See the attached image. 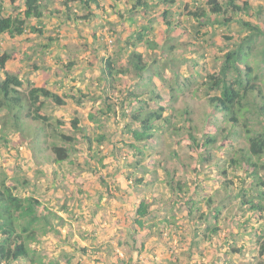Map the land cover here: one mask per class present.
Here are the masks:
<instances>
[{
	"label": "trees",
	"instance_id": "1",
	"mask_svg": "<svg viewBox=\"0 0 264 264\" xmlns=\"http://www.w3.org/2000/svg\"><path fill=\"white\" fill-rule=\"evenodd\" d=\"M154 1L150 4L148 0H128L130 7L126 6L124 12L106 11L105 17L95 11L102 9L100 0H64L61 3L64 23L74 21L75 27L78 28L79 24H85V21L94 22L99 19L100 23L92 28V36L95 40L93 43L99 45L98 49H93V53L97 54L101 49L105 51V55L98 54L101 67L96 78L97 85L91 80L86 82L87 79L82 72L78 75L81 85H74L70 91L59 93L47 86L38 87L28 75L20 77L18 73L7 68V64L11 61L24 62L28 58L27 52L23 51L20 57L16 48L10 52L0 53L2 75L0 142L8 145L11 140L9 135L17 134L20 146L26 144L31 149L34 159L38 158V154L49 152L48 163L57 165L67 162L72 155H75L77 152L75 147L83 142L91 153V159L97 154L94 151L95 142L99 145V152L101 146L107 144L114 146V143L111 140L113 137L108 133L97 134L95 140L88 132L85 118L103 127L106 124L103 122L104 118L107 120L112 116L116 118L119 113L123 122L120 134L124 137L121 144L135 150L138 157L130 166L144 169L145 160L152 155L148 147L153 148L160 144L161 134L177 139L178 142H185L187 147L198 151L203 161L214 159L210 149L217 143L219 134L201 133L199 129L204 124L219 132L222 127H217V123L226 124L221 130L222 146L231 151L228 152V159L223 160L228 161L234 171L242 170L246 174L240 179L242 182H246L247 178L251 179L254 183L251 189L256 190L255 197L248 196L244 189L238 195L233 194V189L230 191L231 181H228L221 193L216 194L217 202L209 197L206 200L207 211L201 212L204 201L200 193L201 183L195 181L194 184H189L182 180L175 182L171 172L165 168L167 185L169 191L176 196V201L172 207L164 206L165 208L162 209L170 212L172 220L164 216L163 219L152 222L161 215L162 210L152 207V202L155 200L153 199L151 202L146 200L140 202L134 221L140 230L155 228L158 230V237L162 238L164 230L178 222L174 210L175 207H179L180 212L186 211L185 219L189 226L188 231L184 230L180 233L182 244L187 240L188 235L190 236V243L182 253L189 263L196 254L199 259H203L201 245L214 238L219 240L221 247L223 244L229 246L228 254L235 255L241 253L242 249L236 247L237 245L229 244L233 238L236 240L235 235L229 230L230 233L222 236L224 229L220 224L222 219H225L222 217L223 210L230 206L234 199H239L236 209L248 210L252 213L247 221L240 223L239 226L243 228L250 224L251 216L258 217L259 226L250 224V229L243 233L249 234L252 239L257 238L260 254L264 255V223H262L264 181L260 177V172L264 171V164L260 161L264 157V91L261 85L263 81L260 82V76L255 73V67L249 62L252 54L257 50L258 64L264 67V29L240 19V14H248L251 10L247 1L241 5L239 0H227L224 4L219 0H207L208 9L197 7V11L188 13L197 21L193 27L197 34L199 28L209 20L210 14L219 17L216 22L218 25L229 26L238 23L243 34L248 33L246 36H240L235 48L224 54L220 70L208 75L206 82L201 85V91L207 101L205 107L199 110L200 107L186 94V89L192 87L197 73L189 71L188 65L196 64L191 63L187 51L181 48V43L189 41L191 37L180 39L181 26L180 24L175 26L173 23V17L179 12L181 1ZM71 2H77V8L83 7L88 13L78 18L77 12L69 6ZM119 2L124 4V0H113L115 5ZM45 4V0H9V7H13V10L7 12L4 0H0V38L6 35L16 38L29 32L43 34V30L32 24V21H38L44 26L42 19L45 8L48 7ZM115 5L112 8L118 9ZM50 12L52 14V11ZM115 13L123 20L131 18L130 26L135 24L137 30L130 31L127 37L122 38L116 31L117 24L109 20V17ZM227 14L228 16L225 17ZM179 15L184 16V13ZM140 19H146L147 23L138 25ZM199 20H204V23ZM103 23L105 28H108V36L114 38L111 53L105 35L97 32L98 29H105ZM161 23L166 31L159 35L156 34V30ZM168 35L179 39L177 43L175 41L169 44V52L159 46L163 37ZM52 40L49 39L42 46L43 48H33L34 54L31 56L37 58L40 54L39 57L44 60V51L52 44ZM86 44L83 46L84 50L89 47L88 41ZM25 62L33 68H39L32 59ZM85 62H87L85 59L81 62L71 61L61 66L58 73L63 74V71L65 74L72 73L76 66H83ZM88 63L91 66L93 64L90 60ZM62 82L60 81L61 87L65 84ZM83 85L86 86L82 87ZM117 93H120V96L113 98ZM165 95H168V98ZM98 99H103V107L99 111L85 116L74 108L72 109L74 117L68 123L60 118L55 119L45 112L47 108L57 110L74 104L81 107L87 102ZM182 99L184 101L180 104ZM65 127H68L69 133L64 131ZM125 136L128 140H125ZM238 139H244L245 145H237L235 142ZM100 162L103 163V159H100ZM219 162L216 161L215 164ZM222 174H226V171ZM30 182L28 179L22 181L19 178L9 179L0 170V264H63L58 259L48 261L44 252L38 248L42 237L52 232L57 233L55 221L58 223L64 221L60 215L51 210L40 211V203L35 197L18 194L19 186H29ZM234 217H237V214ZM234 217L231 214L229 219L225 220L230 221ZM202 224L204 228L200 227ZM169 240L170 242L174 240L173 234ZM180 259L181 257L176 258L177 261ZM66 264H72L69 257Z\"/></svg>",
	"mask_w": 264,
	"mask_h": 264
},
{
	"label": "rangeland",
	"instance_id": "2",
	"mask_svg": "<svg viewBox=\"0 0 264 264\" xmlns=\"http://www.w3.org/2000/svg\"><path fill=\"white\" fill-rule=\"evenodd\" d=\"M63 1L45 0V5L48 7L45 8L46 16L42 19L44 26L38 22L34 25L43 30L41 37L46 42L49 39L54 41L57 38L73 41L75 39L74 43L78 45L80 38L79 41L84 45L85 40L87 43L89 39L93 38L92 28H95L94 23L97 21H85V24H79L78 28L75 27L74 21L64 23V16L61 15V8L63 7L61 3ZM100 1L102 9H97V13L105 17L107 3L106 0ZM180 1L179 12L173 17V23L175 26L176 24L181 26L179 28L180 39L186 38V36L191 37L189 41L186 40L181 43V48H185L191 63L196 64L194 66L189 64V71L197 73L192 87L189 90L186 89V94L200 107L199 110H202L206 105L207 98L201 91V85L206 82L208 75L220 70L224 54L235 48L240 36H246L248 33L243 34L238 23H232L229 26L218 25L216 22L219 17L210 14L209 20L199 28L197 34L193 28L197 21L188 13L197 11V7L208 9L207 0ZM219 1L224 4L227 0ZM245 1L249 3L251 10L248 14H240V19L257 24L264 29V0H239V4L243 5ZM104 4L105 6H102ZM76 5L77 2L69 3L72 10L77 12L78 18L88 13V10L83 7L77 8ZM180 13H184V16H180ZM227 16L228 14L225 15V17ZM199 22L203 24L204 20H199ZM103 26L106 27L104 23ZM163 31H166L165 28H161L157 34L160 35ZM97 32L105 35L109 46L108 50L112 51L114 38L108 36V28L98 29ZM178 40L170 35L164 36L159 46L162 50L166 49L169 52V44L175 41L177 43ZM4 41L1 43L2 46L6 47L7 41L5 43ZM19 44L11 43L10 46L14 45L15 48L21 49ZM66 47L68 48L66 51L63 50L64 47L49 50V46L48 49H45L44 60L40 57L36 58L39 69H33L32 66L24 65L22 62L20 65L15 63L12 69L15 73L31 77L32 82L38 87L47 86L59 93L70 91L79 77L77 74L78 66L72 73L68 74H65V71L63 74L62 72L58 73V69L71 61L81 62V59H85L88 54L92 53L87 51L88 49L79 52L78 47L73 46V44ZM21 53L23 54V51ZM257 54L258 51L255 50L249 62L255 67V73L260 76V82L263 81L261 85L264 91V67L258 64ZM31 59L35 61V58ZM27 60L28 58L25 61ZM53 67L54 69H52ZM60 81L65 83L63 87H61ZM118 96L120 93H117L113 98ZM165 97L168 98V95ZM183 101V99L180 100V104ZM101 107H103V99L87 102L81 107L74 104L57 110L47 108L45 112L55 119L60 118L68 123L74 117L72 115L74 108L88 116L91 112L99 111ZM84 122L89 134L94 139L97 134L108 133L113 137L111 140L114 146L113 144L101 146V152H99V145L95 142L94 151L97 154L90 159L91 153L88 152L86 144L82 142L75 147L77 149L75 155H72L67 162L57 165L48 163L49 152L38 154V158L34 159L31 155V149L26 144L20 146L17 134L9 135L11 140L8 145L0 142V170L9 179L19 178L20 181L23 179L31 181L29 186H19L18 194L35 197L40 203V211L51 210L63 218L64 223L55 221L57 233L52 232L42 237L38 246L47 256L48 261L58 259L66 264L69 257L72 264H260L264 262V255L260 254L257 238L252 239L249 234L243 233L250 229V224L255 225V227L259 226L258 217L251 216V223L244 226V229L240 228L239 224L247 221L252 213L248 210L236 209L239 199H234L233 203L224 209L222 214L225 219H229L231 214L233 217L237 214V217L230 221L222 219L220 224L224 229L222 236L230 233L229 230H232L235 235L236 240L233 238L229 244L237 245L236 247L242 249L241 253L235 255L228 254L229 246L223 244L221 247L219 240L214 238L212 241H205L201 245L203 259H199L196 254L189 263L182 256V253L190 243V236L188 235L183 244L180 242L181 231H188L189 226L187 219H185L186 211L180 212L179 207H175L174 210L178 222H174L175 224L164 230L162 238L158 237V230L155 228L140 230L134 221L136 210L142 200L151 202L155 199L152 202V207L160 209L164 206L170 208L175 203L176 196L169 191L165 168L171 172L175 182L182 180L189 184H194L195 181L201 183L200 193L204 199L201 212L207 211L206 200L209 197L217 202L216 194L221 193L228 181H231L230 191L233 189V194L238 195L244 189L248 196L255 197L254 191L256 190L251 189V185L254 184L251 179L247 178L246 182H242L240 179L246 174L242 170L234 171L229 166V162L223 160L228 159V152L231 151L222 146L223 135L221 130L226 127V124L217 123V127H222L219 132L204 124L199 129L201 133L219 134L217 143L210 149L214 159L203 161L198 151L187 147L185 142H178L177 139L168 138V135L161 134L160 144L153 148L148 147V151L152 155L145 160L146 168L143 169L130 166L138 157H136L135 150L121 144L124 137L120 134L123 122L119 113L116 118L113 116L109 120L104 118L103 122L106 124L103 127H99L98 124L88 121L86 118ZM64 131L70 132L68 127H65ZM125 140H128L126 136ZM235 143L243 146L245 140L238 139ZM226 145L228 144L226 143ZM103 156L105 158H102ZM100 159H103V163L100 162ZM35 160L40 164L36 163ZM216 161L220 162L215 164ZM260 161L264 164V157ZM162 164L164 165L162 166ZM224 171L226 174H222ZM260 177L264 181V171L260 172ZM138 180L142 181L138 182ZM163 210H161V215L152 221L153 223L163 219L164 216L171 219L170 212ZM148 222L150 221L148 220ZM262 223H264V219ZM200 227L204 228V225L202 224ZM172 234L174 240L170 242L169 237ZM177 257H181L180 261L176 260Z\"/></svg>",
	"mask_w": 264,
	"mask_h": 264
},
{
	"label": "crops",
	"instance_id": "3",
	"mask_svg": "<svg viewBox=\"0 0 264 264\" xmlns=\"http://www.w3.org/2000/svg\"><path fill=\"white\" fill-rule=\"evenodd\" d=\"M80 1V0H79ZM149 1V3L150 4H153V0H148ZM154 2H157V0H155ZM4 3H5V6H6V11L7 12H11L13 9V7H9V0H4ZM106 3H107V5H106V10L108 11V12H112V11H116V10H118V11H121V12H124V10H125V8H126V6L127 7H130V5H129V3H128V0H124V4L123 3H121V2H119V3H117V5H115L114 3H113V0H106ZM118 6V9H116V8H112V6ZM93 6V5H92ZM102 6H105V4L104 5H102ZM93 8H94V6H93ZM162 9V7L160 8V10ZM11 10V11H10ZM96 11V13H97V10H95ZM158 13V12H157ZM46 14V13H45ZM44 16H46V15H44ZM138 16V15H137ZM107 18V17H106ZM109 20H111V21H114V22H116V24H117V26L116 27H118V29H116V31H117V33L118 34H120V36L122 37V38H125V37H127L129 34H130V31H132V32H135L136 30H137V26H135V24H133V26L131 27L130 25V20H131V18L130 19H121L120 17H119V15L117 14V13H115V14H112L110 17H109ZM38 21H32V24H36ZM100 22H99V20H97V22L96 23H94V26H96L97 24H99ZM147 22H146V19H140L139 20V24L138 25H145ZM163 26V24L161 23V28H163L162 27ZM126 27V28H125ZM160 28V27H159ZM157 29L156 30V34L159 32V30L160 29ZM118 31H120V32H118ZM48 35H50V34H48ZM76 35H77V37H78V34H77V32H76ZM41 36H43V34H40V33H38V34H33V33H31V32H29V33H27V34H25V35H23V36H20V37H16V38H11V37H9L8 35H6V36H2L1 38H0V53H3V52H10V51H13L14 50V48L16 47V46H14V45H12V47L10 46V44L11 43H14V44H19L20 45V47H21V49H17L16 48V51H17V55H18V57H20V56H22V51H24V52H27L28 53V60L32 57V58H35V57H33V56H31L32 54H34L33 53V48H38V49H40L42 46H44L45 45V43H47L44 39H42V37ZM4 40H6L7 41V46L5 47V46H2V41H4ZM22 40H24L23 42H22ZM79 40H80V38H79ZM78 40V42H80V44L78 43V45H77V43H74L75 42V39H74V41L73 40H63V39H55L54 41H52V44L50 45V48H49V50H55V49H57V48H63L64 47V51H66L68 48L66 47L65 48V46H67V45H69L70 46V44H73V46H77L78 47V49H79V52H83V51H85L84 49H83V46L86 44L85 42H86V40L84 41V45H82V42L81 41H79ZM6 41H4V43L6 42ZM93 42H95V40L92 38V39H89L88 40V44H89V47L87 48L88 50L87 51H90L92 54H88L87 55V57L85 58V60H87V62H85L84 63V65L83 66H78V70H77V74L79 75L80 73H82V72H84V75H85V77H86V82H89L90 80H91V82H94L96 85H97V76L99 75V70H100V67H101V62H99V59H100V57L98 56V54H100L101 56L102 55H105V51H102L101 49H99V53H93V49H98L99 48V45H97V44H94ZM87 45V44H86ZM85 45V46H86ZM10 48V49H9ZM43 48V47H42ZM29 49H31V51H29L28 52V50ZM23 52V53H24ZM110 53H111V51H109ZM39 54V53H38ZM40 55V54H39ZM39 55H37V57H39ZM41 56V55H40ZM82 61L84 60V59H81ZM88 60H90L93 64H92V66L88 63ZM29 61H31V59L29 60ZM35 61H36V58H35ZM15 63H18L19 65H20V63L21 62H19V61H11V62H9L8 64H7V68L8 69H10L11 71H13V72H15L13 69H12V67L14 66V64ZM24 65H26V62H22ZM29 66V65H28ZM31 66V65H30ZM33 69H37V68H33ZM39 69V68H38ZM47 69H49L48 67H47ZM52 69H54V67L52 68ZM37 71V70H36ZM19 75H20V77H23L24 75H22V74H20L19 73ZM2 75L0 74V77H1ZM30 80H31V77L29 78ZM32 81V80H31ZM80 80H79V77H78V79H76V81H75V85H77V86H80L81 85V83L79 82ZM34 83V82H33ZM87 84V83H86ZM37 86V85H36ZM86 85H83L82 87H85Z\"/></svg>",
	"mask_w": 264,
	"mask_h": 264
}]
</instances>
